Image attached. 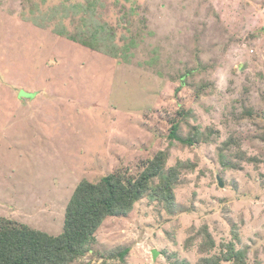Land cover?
Returning <instances> with one entry per match:
<instances>
[{
  "label": "rangeland",
  "instance_id": "obj_1",
  "mask_svg": "<svg viewBox=\"0 0 264 264\" xmlns=\"http://www.w3.org/2000/svg\"><path fill=\"white\" fill-rule=\"evenodd\" d=\"M91 1L0 0V219L57 236L82 180L169 150L167 168L195 165L174 206L145 196L72 264H202L234 234L264 264V0ZM97 22L119 47L134 39L127 60L68 39ZM180 106L181 135L209 142L171 143Z\"/></svg>",
  "mask_w": 264,
  "mask_h": 264
},
{
  "label": "trees",
  "instance_id": "obj_2",
  "mask_svg": "<svg viewBox=\"0 0 264 264\" xmlns=\"http://www.w3.org/2000/svg\"><path fill=\"white\" fill-rule=\"evenodd\" d=\"M87 5L78 3L76 10L93 11L95 3L87 0ZM89 22L87 18H82ZM85 23V25H86ZM89 31H82L79 36L67 35L69 40L79 42L94 51L105 52L114 58L127 60L135 46L134 39L124 47L117 46L105 28L97 23L87 25ZM107 48V49H106ZM183 75V78L189 76ZM183 86V83L181 84ZM205 88H202L204 90ZM180 89L177 90V92ZM187 113L180 106L176 116L169 120V140L179 142L184 146H195L209 142L197 127L184 137L181 135V123ZM169 150L157 152L149 159L137 175L127 172H114L104 176L98 182L82 180L71 196L65 211L63 231L57 236L34 229L13 219H0V264H72L84 258L91 252V246L97 242V232L107 218L127 217L136 203L145 196L150 200L164 203L168 209L175 204V189L180 181L183 170H194L190 162L178 161L176 165L167 168ZM236 241L225 245L226 250L220 257L203 259L202 264H248L247 252L237 249L239 236L234 234ZM211 241L209 246L213 247ZM125 248L116 256L122 261L128 255Z\"/></svg>",
  "mask_w": 264,
  "mask_h": 264
},
{
  "label": "water",
  "instance_id": "obj_3",
  "mask_svg": "<svg viewBox=\"0 0 264 264\" xmlns=\"http://www.w3.org/2000/svg\"><path fill=\"white\" fill-rule=\"evenodd\" d=\"M219 184L221 187H223V184L221 183L220 179H219ZM153 256H154V258L156 257V251H153Z\"/></svg>",
  "mask_w": 264,
  "mask_h": 264
},
{
  "label": "crops",
  "instance_id": "obj_4",
  "mask_svg": "<svg viewBox=\"0 0 264 264\" xmlns=\"http://www.w3.org/2000/svg\"><path fill=\"white\" fill-rule=\"evenodd\" d=\"M26 95H29L30 93L29 92H27V93H25ZM19 98H20V96H19ZM24 98V97H23ZM24 99H27V98H24Z\"/></svg>",
  "mask_w": 264,
  "mask_h": 264
}]
</instances>
